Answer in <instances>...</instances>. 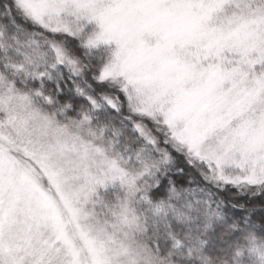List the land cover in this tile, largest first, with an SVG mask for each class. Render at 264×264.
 <instances>
[{"label":"snow or ice","instance_id":"snow-or-ice-1","mask_svg":"<svg viewBox=\"0 0 264 264\" xmlns=\"http://www.w3.org/2000/svg\"><path fill=\"white\" fill-rule=\"evenodd\" d=\"M0 264H264V0H0Z\"/></svg>","mask_w":264,"mask_h":264}]
</instances>
